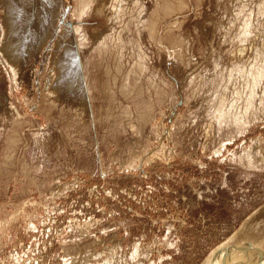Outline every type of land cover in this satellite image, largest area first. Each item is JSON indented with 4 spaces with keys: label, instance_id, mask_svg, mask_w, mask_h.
Here are the masks:
<instances>
[{
    "label": "rangeland",
    "instance_id": "rangeland-1",
    "mask_svg": "<svg viewBox=\"0 0 264 264\" xmlns=\"http://www.w3.org/2000/svg\"><path fill=\"white\" fill-rule=\"evenodd\" d=\"M229 255L264 264V0H0V264Z\"/></svg>",
    "mask_w": 264,
    "mask_h": 264
},
{
    "label": "bare ground",
    "instance_id": "bare-ground-1",
    "mask_svg": "<svg viewBox=\"0 0 264 264\" xmlns=\"http://www.w3.org/2000/svg\"><path fill=\"white\" fill-rule=\"evenodd\" d=\"M222 246V245H221ZM213 264H237L236 260L231 255L228 257L216 258Z\"/></svg>",
    "mask_w": 264,
    "mask_h": 264
}]
</instances>
